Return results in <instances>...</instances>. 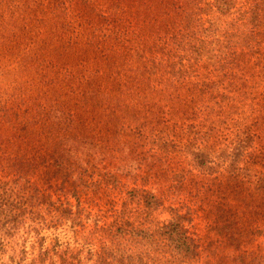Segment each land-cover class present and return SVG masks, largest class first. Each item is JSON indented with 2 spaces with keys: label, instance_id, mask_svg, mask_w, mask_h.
Returning <instances> with one entry per match:
<instances>
[{
  "label": "rangeland",
  "instance_id": "1",
  "mask_svg": "<svg viewBox=\"0 0 264 264\" xmlns=\"http://www.w3.org/2000/svg\"><path fill=\"white\" fill-rule=\"evenodd\" d=\"M0 264H264V0H0Z\"/></svg>",
  "mask_w": 264,
  "mask_h": 264
},
{
  "label": "trees",
  "instance_id": "2",
  "mask_svg": "<svg viewBox=\"0 0 264 264\" xmlns=\"http://www.w3.org/2000/svg\"><path fill=\"white\" fill-rule=\"evenodd\" d=\"M177 227H178V224L176 223Z\"/></svg>",
  "mask_w": 264,
  "mask_h": 264
}]
</instances>
